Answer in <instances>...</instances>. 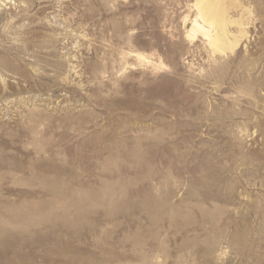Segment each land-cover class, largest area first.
Returning <instances> with one entry per match:
<instances>
[{"label":"rangeland","instance_id":"374dc122","mask_svg":"<svg viewBox=\"0 0 264 264\" xmlns=\"http://www.w3.org/2000/svg\"><path fill=\"white\" fill-rule=\"evenodd\" d=\"M194 1L0 0V264H264V0Z\"/></svg>","mask_w":264,"mask_h":264},{"label":"bare ground","instance_id":"6f19581e","mask_svg":"<svg viewBox=\"0 0 264 264\" xmlns=\"http://www.w3.org/2000/svg\"><path fill=\"white\" fill-rule=\"evenodd\" d=\"M233 1L231 0L230 3ZM194 7L197 10L196 16L190 20L187 18L188 16L184 19L188 36L195 37L200 33L206 39L210 48L212 47L213 51L217 53L226 52L227 49H233L238 44L245 28L239 26L241 29L237 30L236 33L229 30L228 23L231 21L228 16L229 13L227 14L225 0H195ZM138 56L140 57V55Z\"/></svg>","mask_w":264,"mask_h":264}]
</instances>
